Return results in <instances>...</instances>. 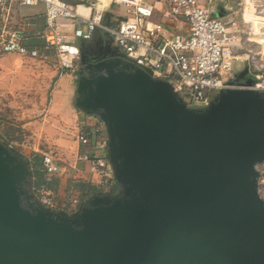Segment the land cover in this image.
<instances>
[{"label": "water", "instance_id": "1", "mask_svg": "<svg viewBox=\"0 0 264 264\" xmlns=\"http://www.w3.org/2000/svg\"><path fill=\"white\" fill-rule=\"evenodd\" d=\"M79 58L74 105L104 123L117 192L45 207L30 162L0 142V264H264V94L226 88L188 108L110 48Z\"/></svg>", "mask_w": 264, "mask_h": 264}, {"label": "built area", "instance_id": "2", "mask_svg": "<svg viewBox=\"0 0 264 264\" xmlns=\"http://www.w3.org/2000/svg\"><path fill=\"white\" fill-rule=\"evenodd\" d=\"M202 1V2H201ZM264 0H0V54L14 53L40 58V51L27 45L26 30L14 22L21 9L40 6L42 29L36 37L53 49L61 67L71 68L80 56V41L107 33L124 59L166 80L188 108H205L216 94L226 88H252L264 94ZM166 4L174 17L183 19L187 35L167 34L164 26L152 20L155 4ZM87 11L80 12L77 7ZM225 12L215 16L211 7ZM262 7V8H261ZM251 15V17H250ZM15 16V17H14ZM84 27V28H83ZM26 40V41H25ZM251 42V46L249 45ZM254 45V46H253ZM245 71L237 78L235 66ZM247 80L252 81L250 85ZM88 124H86L87 127ZM94 127L77 134L85 148L77 159L98 176L107 190L113 179L109 160L102 155L93 134L105 129L96 118ZM44 178L66 177L68 172L51 153H42ZM62 195L46 186L38 189L36 199L53 210L76 211L85 199L77 191Z\"/></svg>", "mask_w": 264, "mask_h": 264}, {"label": "rangeland", "instance_id": "3", "mask_svg": "<svg viewBox=\"0 0 264 264\" xmlns=\"http://www.w3.org/2000/svg\"><path fill=\"white\" fill-rule=\"evenodd\" d=\"M42 18L43 12L40 6L23 8L14 18V22L26 30L25 34L29 39L25 41L35 40L30 48H37L41 53L40 58H29L14 53L0 54V142L30 163L36 156L40 162L42 153H51L69 170L67 184L69 182L74 184L78 180L87 181V178H81L87 173L85 163L78 160L77 156L85 151V148L79 145L77 134L80 130L89 127L88 125L86 127L85 114L74 105L78 72L83 65L79 58L74 61L75 65L71 68L60 66L56 52L46 48L43 41L36 37L38 31L42 29ZM258 39L264 43V39ZM96 44L100 47V53L95 55L90 49H86L88 45L93 49ZM79 45L89 60L104 55L106 47L121 54L120 49L107 33L97 34L89 41H80ZM249 45L251 46V42ZM235 70L238 71L237 74L242 72L240 65H236ZM65 73H72V76L64 78ZM245 79L244 76L239 80ZM67 97L68 103H65ZM82 115L83 120L80 118ZM93 117L98 118L96 115ZM93 139L103 144L101 153L107 157L106 130L94 133ZM71 163L75 165L74 168L70 166ZM109 166L111 167L110 163ZM256 167L260 173L258 192L264 200V162L257 164ZM28 169L31 173V164ZM37 170L42 171L40 163ZM32 181L30 174L28 188L32 185ZM115 189L112 193L109 188L105 191L114 194L118 186ZM29 190L36 199L37 192L33 193L31 188ZM95 194L87 197L85 201ZM66 210H70L69 206Z\"/></svg>", "mask_w": 264, "mask_h": 264}, {"label": "crops", "instance_id": "4", "mask_svg": "<svg viewBox=\"0 0 264 264\" xmlns=\"http://www.w3.org/2000/svg\"><path fill=\"white\" fill-rule=\"evenodd\" d=\"M103 1H104V3H106L107 0H103ZM77 9L82 13H85L87 11V9L84 6H79V7H77ZM250 17H251V15H250ZM152 20L154 22L161 23L164 26L165 33H167V34H171V35L172 34H180L183 36L187 35V26H186L185 21L183 19H181L180 17L172 16L170 14L168 6L166 4H162V3L161 4H155ZM262 39H264V37ZM65 76H68V78H70V76H72V73H65L64 78H65ZM68 78L66 80H68ZM67 101H68V97H67V100H65V103H68ZM80 118H81V120H83V118H84L83 115L80 116ZM85 120H87V124L90 126V128L94 127L92 125H94L96 123V118H94L92 114H85ZM70 166L72 168L75 167V165L74 164L72 165V163L70 164ZM66 170H67V172H69V170L67 168H66ZM85 171L87 174H85V176H82L81 178H83V179L87 178V181L97 183L98 176L95 173H93L92 171H90L87 164H85ZM68 175L66 177L58 176L57 177L58 178L57 188H50V189L53 190L54 192L61 194V195L63 193H65L64 190H67L66 188H67V182H68V177H69ZM111 183H112V181H111Z\"/></svg>", "mask_w": 264, "mask_h": 264}, {"label": "trees", "instance_id": "5", "mask_svg": "<svg viewBox=\"0 0 264 264\" xmlns=\"http://www.w3.org/2000/svg\"><path fill=\"white\" fill-rule=\"evenodd\" d=\"M35 40H31L27 42V45L30 47L31 45L34 44ZM42 160V156H40V162L38 159V156L34 157V161H31V177L33 178L32 181V185H30L29 188H31L34 192H37L39 188H41L42 186H46L47 188H57L58 186V178L54 177L50 182L46 181L44 178V171L42 169V171L37 170L39 163L42 166L41 163ZM98 183V182H97ZM96 182H90V181H85V180H78L76 181L74 184H71L69 182V184H67V190L73 189L75 191H77L79 198L81 199H86L87 197H89L92 194L95 193H106L107 191H105V189L103 190V187L100 186V184H97ZM97 184V185H96ZM110 189V192H114L117 188V184L115 182L114 179H112V183L108 185V187ZM109 191V190H108Z\"/></svg>", "mask_w": 264, "mask_h": 264}, {"label": "flooded vegetation", "instance_id": "6", "mask_svg": "<svg viewBox=\"0 0 264 264\" xmlns=\"http://www.w3.org/2000/svg\"><path fill=\"white\" fill-rule=\"evenodd\" d=\"M86 46H87V45H86ZM97 47H98V44H96V45H95V48H93V49H92V47H90V45H88V46L86 47V49H90V50H91V53H93V54L96 55V54L100 53V51H101V50H100V47H98V48H97Z\"/></svg>", "mask_w": 264, "mask_h": 264}]
</instances>
